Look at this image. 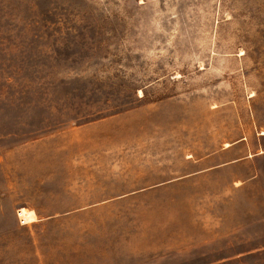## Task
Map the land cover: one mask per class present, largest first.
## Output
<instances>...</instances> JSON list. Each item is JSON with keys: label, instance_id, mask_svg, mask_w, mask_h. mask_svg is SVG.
<instances>
[{"label": "rangeland", "instance_id": "obj_1", "mask_svg": "<svg viewBox=\"0 0 264 264\" xmlns=\"http://www.w3.org/2000/svg\"><path fill=\"white\" fill-rule=\"evenodd\" d=\"M0 264H264V0H0Z\"/></svg>", "mask_w": 264, "mask_h": 264}, {"label": "bare ground", "instance_id": "obj_2", "mask_svg": "<svg viewBox=\"0 0 264 264\" xmlns=\"http://www.w3.org/2000/svg\"><path fill=\"white\" fill-rule=\"evenodd\" d=\"M19 214L23 222H31L36 219L35 212L24 207L20 209Z\"/></svg>", "mask_w": 264, "mask_h": 264}]
</instances>
